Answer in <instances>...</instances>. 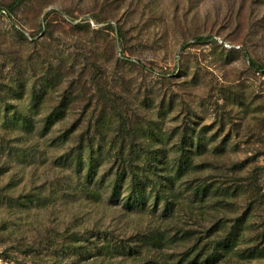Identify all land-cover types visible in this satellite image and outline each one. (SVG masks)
I'll return each mask as SVG.
<instances>
[{"label": "rangeland", "instance_id": "374dc122", "mask_svg": "<svg viewBox=\"0 0 264 264\" xmlns=\"http://www.w3.org/2000/svg\"><path fill=\"white\" fill-rule=\"evenodd\" d=\"M2 9L0 264H264V0Z\"/></svg>", "mask_w": 264, "mask_h": 264}, {"label": "trees", "instance_id": "16d2710c", "mask_svg": "<svg viewBox=\"0 0 264 264\" xmlns=\"http://www.w3.org/2000/svg\"><path fill=\"white\" fill-rule=\"evenodd\" d=\"M195 40L196 41H203L204 38L203 37H197V38H195ZM123 172L125 173L126 170L124 169ZM118 178H120V176ZM141 184H142V182H140L138 180V178L135 177L133 180V192L132 193L135 195L136 199H140L144 195L145 189H143V187L140 186ZM116 190H117V188L115 187L114 191H116Z\"/></svg>", "mask_w": 264, "mask_h": 264}, {"label": "built area", "instance_id": "2783aa9c", "mask_svg": "<svg viewBox=\"0 0 264 264\" xmlns=\"http://www.w3.org/2000/svg\"><path fill=\"white\" fill-rule=\"evenodd\" d=\"M7 16V11L5 9L0 10V17Z\"/></svg>", "mask_w": 264, "mask_h": 264}]
</instances>
